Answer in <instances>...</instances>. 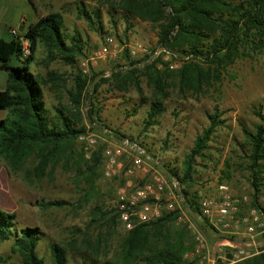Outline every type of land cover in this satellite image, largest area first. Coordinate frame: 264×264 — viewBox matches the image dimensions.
Instances as JSON below:
<instances>
[{
	"label": "rangeland",
	"instance_id": "rangeland-1",
	"mask_svg": "<svg viewBox=\"0 0 264 264\" xmlns=\"http://www.w3.org/2000/svg\"><path fill=\"white\" fill-rule=\"evenodd\" d=\"M31 1L45 16L60 14L65 34L70 38L78 33L83 41V55L77 58L76 67L65 64L61 56L49 62L43 46L38 49L31 70L42 84L47 115L54 120L57 118L56 109H63L79 128L86 129L87 137L94 136L97 141L92 147L79 139L74 141L67 152L57 153L51 159L42 177L34 170L38 165L36 155L19 170H13L5 159L0 158V209L16 214L19 232L35 228L43 233L37 254L46 264H52L51 244H58L65 250L68 264L119 260L121 241L127 233L120 223L109 222V217L102 219L97 209L116 210L121 188L129 183L143 187L151 183L154 175L159 174L172 189L173 178L166 166L181 171L182 163L192 153L196 139L210 126L208 114L216 108H219L221 119L226 123L213 134L206 158H197L190 193L198 195L199 208L203 197L214 194L218 185L225 183L236 198L246 197L250 201V205L240 209L241 220L249 217L252 209L264 210V194L258 205L252 206L253 190L249 174L251 145L243 132V128L255 132L259 124L256 111H262L264 115V50L251 58L236 60L221 72L219 81L205 87L202 93L181 92L175 78V71L180 69L179 61L167 54L152 56L159 46L158 25L133 17L130 20L132 28L127 30L124 13L114 0ZM12 3H18V11L29 8L20 0H0V12ZM81 8L100 13L104 34H99L80 18ZM126 30L127 39L124 37ZM107 38H113L117 43L116 57L100 58L98 53ZM9 41L7 39L6 42ZM68 43L71 44V41ZM137 43L144 45L149 54L145 57L138 55L134 59L140 64L127 66L123 45ZM168 63L171 65V76L167 77L170 86L169 98L164 101L165 111L144 132L147 115L156 99L149 75L154 73V69L165 70ZM78 70L84 71L91 79L89 96L79 109L70 98ZM107 74L109 77H106ZM50 75L55 80H51ZM94 79L100 83L97 93L93 92ZM122 82L126 90L118 88ZM136 84L140 91L136 89ZM125 140L145 149L149 158L145 161V169L128 175L135 155L126 154L119 159L123 165L120 174L108 178L105 175L106 154ZM95 151H103V164L95 174H88L84 165ZM181 190L174 191L179 196L175 206L180 215L171 219L166 229H152L154 241L158 245L173 236H183L185 244L190 247L185 256L186 263L200 264L203 255L196 252V236H205L209 248H212L221 233L209 224L201 212L196 214L184 205ZM53 201H64L67 205L62 208L41 206ZM164 213L169 212L163 210L162 216ZM239 229H244L242 222ZM13 246V240L0 244V258L5 259L6 264H23ZM224 257L230 258L228 254ZM244 262L246 260L236 264ZM134 264L143 263L138 261Z\"/></svg>",
	"mask_w": 264,
	"mask_h": 264
},
{
	"label": "trees",
	"instance_id": "trees-1",
	"mask_svg": "<svg viewBox=\"0 0 264 264\" xmlns=\"http://www.w3.org/2000/svg\"><path fill=\"white\" fill-rule=\"evenodd\" d=\"M114 1L124 13L127 30L132 28L130 20L133 17L159 26L158 48L166 51L163 54L168 53L179 61L180 69L175 71V78L181 92L202 93L205 87H211L215 81H219L221 72L236 60L251 58L264 50V0H240L239 3L234 0ZM30 3L35 8L31 0ZM79 11L80 18L99 34H104L99 12H90L85 8ZM63 26L62 16L51 14L31 25L25 33L14 36L11 42L0 40V70L9 76L7 90L0 92V112L9 113L6 120L0 121V158L5 159L13 170H19L36 155L38 165L34 170L39 177L44 176L51 159L57 153L67 152L74 141L86 134V129L79 128L71 117L65 115L63 109H56V119L48 117L42 84L31 70L40 46L45 49L49 62L61 56L65 64L76 67L77 58L83 55V41L78 33L69 38ZM127 30L124 33L126 39ZM22 39L29 45L30 55L27 57H24ZM125 53L129 64L127 66L140 64L130 56L128 50ZM170 66L168 63L165 70L154 69V73L149 75L156 99L147 115L144 132L165 111L164 101L169 98L170 84L167 77L171 76ZM85 74L78 70L74 89L70 92L71 102L77 109L89 96L91 79ZM50 77L55 80L53 75ZM92 85L93 92L97 93L99 81L94 79ZM135 87L140 91L139 85ZM118 88L126 90L123 82ZM91 106L94 108V104ZM255 116L259 120L255 132L245 128L243 132L251 145L249 174L253 190L252 206L256 207L264 194V115L262 111H256ZM221 118L219 108L208 114L210 126L196 139L192 153L182 163L181 171L166 166L168 174L182 189L184 205L196 214H200L198 195L190 193L194 166L197 158H206L205 153L209 150L216 129L225 125L226 121ZM102 164L103 151H95L84 166L88 174H95ZM66 205L64 201H53L41 206L62 208ZM97 212L102 219L109 217V222L119 223L117 209L109 212L98 208ZM179 215V211L164 213L157 221L139 225L127 233L121 241L119 260L83 261L81 264H134L138 261L143 264H187L185 256L190 247L185 244L183 236H173L156 245L152 233V229H166L167 223ZM17 226L16 214L0 209V244L13 240V250L20 254L23 264H46L37 254L43 233L35 228L19 232ZM50 250L52 264H68L66 252L61 246L51 244ZM263 253L242 264H264ZM0 264H6V260L0 258Z\"/></svg>",
	"mask_w": 264,
	"mask_h": 264
},
{
	"label": "built area",
	"instance_id": "built-area-1",
	"mask_svg": "<svg viewBox=\"0 0 264 264\" xmlns=\"http://www.w3.org/2000/svg\"><path fill=\"white\" fill-rule=\"evenodd\" d=\"M13 36H19V31L12 30ZM23 40L24 57L30 55L28 42ZM123 49L128 50L134 59L139 55H148L146 47L140 43L135 45H123ZM117 43L113 38H107L105 46L99 51L98 56L116 57ZM166 53L162 48H158L153 57H158ZM168 56H170L167 53ZM109 77V74L106 75ZM81 142H86L90 147L96 144L94 136L82 135L79 137ZM135 155L132 166L127 174L132 175L136 170L145 169V161L149 160L145 149L139 144L125 140L119 147L110 150L106 154L107 165L105 175L114 178L122 171V163L119 159L124 155ZM179 190V184L172 179V189L164 178L159 174L154 175L151 183L143 187L128 184L121 188L118 194L117 212L118 221L125 233L133 231L137 226L150 223L162 216L163 210L175 212L178 209L175 201L178 200L174 191ZM250 205L248 198H236L231 188L223 183L218 185L214 194L203 197L199 202L201 215L207 219L209 224L219 233L218 239L212 248H209L205 236H196L197 249L199 255H203L200 264H236L248 260L264 252V210L252 209L249 217L241 220L239 213L241 207ZM241 222L244 229H239ZM224 254L230 257L226 259Z\"/></svg>",
	"mask_w": 264,
	"mask_h": 264
},
{
	"label": "crops",
	"instance_id": "crops-1",
	"mask_svg": "<svg viewBox=\"0 0 264 264\" xmlns=\"http://www.w3.org/2000/svg\"><path fill=\"white\" fill-rule=\"evenodd\" d=\"M23 4H28L29 8L25 11H18V3H12L9 7L2 9L0 12V40L11 42L14 39L12 30L19 31L20 34L26 32L31 26L36 24L41 18L45 17L40 13L36 6L30 3V0H20ZM9 86V76L6 72L0 70V92L6 91ZM9 113L6 111L0 112V121L8 118Z\"/></svg>",
	"mask_w": 264,
	"mask_h": 264
}]
</instances>
